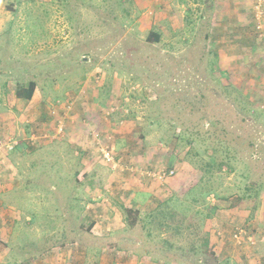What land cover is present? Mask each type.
Instances as JSON below:
<instances>
[{
    "label": "rangeland",
    "instance_id": "obj_1",
    "mask_svg": "<svg viewBox=\"0 0 264 264\" xmlns=\"http://www.w3.org/2000/svg\"><path fill=\"white\" fill-rule=\"evenodd\" d=\"M184 1L0 0V264H68L72 248L111 241L106 225L126 222L120 203L137 207L142 177L156 200L134 236L151 231L178 264H264V23L254 20L264 0H253L248 49L232 58L207 38V12ZM29 81L31 100L17 99ZM213 150L234 171L205 173ZM161 169L174 173L158 181ZM252 181L259 196L239 200ZM131 182L128 196L109 198L107 185ZM85 199L101 208L96 230L80 223ZM104 208L122 214L117 225Z\"/></svg>",
    "mask_w": 264,
    "mask_h": 264
},
{
    "label": "crops",
    "instance_id": "obj_2",
    "mask_svg": "<svg viewBox=\"0 0 264 264\" xmlns=\"http://www.w3.org/2000/svg\"><path fill=\"white\" fill-rule=\"evenodd\" d=\"M185 1L183 0V3ZM186 3V2H185ZM204 3V4H203ZM253 0H189L188 8L191 11H201L204 15V12H207L206 18H207V33H208V39L212 41V44L214 48H216L219 51L228 52V54L224 53L223 58L227 57H240L244 50L248 49V44L251 42V36H250V29L249 27L252 26V4ZM263 23H264V17H263ZM254 26V25H253ZM264 29V24H263ZM249 54L254 53V48H251L249 50ZM246 56V55H245ZM84 164V163H83ZM84 170H87V168L92 170V166L88 163L86 165H83ZM91 166V167H90ZM85 172V171H84ZM79 175V174H78ZM78 178V176L76 177ZM149 179L143 178L141 180L136 181L137 188H134L133 195L130 196L129 202L133 204V202L137 203V207L132 208V206H125V204L120 203V206H122L120 209L123 208H131L133 209L134 213L136 215H133V219L130 220L129 225L128 221L125 219L126 222L123 221L120 225H117V218L119 217L116 213H113V210L106 209L108 212H110L113 215V220L115 224L118 226V229L108 230L110 227V222L106 226H109L108 228H105V238L107 240L112 239L108 242H94L93 244H89V247L84 245L82 246L83 251L79 253L78 256L75 255L74 252H72L73 248L71 249L70 256L67 255V262L70 264L71 262L73 264H178V261L181 256L177 255V250H167L165 245L162 243L152 242V232L146 231V236L141 238L139 236H134V233L136 232V224L138 219L140 217L148 218L149 211L152 210L150 207V204L153 202V200H156L154 196H152V190L150 189L148 185ZM133 182V181H132ZM132 182L129 186L123 185L120 189L115 191H109L110 187L107 185V191L109 192V198L119 201L121 198V195L118 192H123L124 196H128L130 192L133 190L132 188ZM134 183V184H135ZM159 184V183H158ZM17 185V184H16ZM85 188L86 197L89 195L87 194ZM1 193V192H0ZM114 193L115 196H114ZM165 198L168 196L164 194ZM171 196V195H170ZM82 199V197H81ZM74 200L77 202V200H80L74 197ZM89 199L84 200L83 204V219L80 223L86 222V220L89 221V226L92 227V229L96 230V225L99 223V221L96 218V215L93 217H90L94 212H98V209H101L98 207L99 205L96 204L97 208L92 205L91 209L86 204V201ZM164 200V199H163ZM80 204V203H79ZM111 205V204H110ZM111 207V206H110ZM147 208V210H146ZM149 208V210H148ZM75 209H78L79 212L82 211V208L80 206L76 207ZM106 211V212H107ZM138 214V215H137ZM120 217L122 216L121 213H119ZM111 217V216H110ZM119 217V219H120ZM134 218L136 221H133ZM124 219V218H123ZM109 220V219H107ZM122 221V219L120 220ZM148 226H144V230ZM111 228V227H110ZM91 229V230H92ZM90 230V231H91ZM74 230L69 231L68 235L72 238L77 237V232H73ZM104 231H101L99 234H102ZM179 233V232H178ZM95 234H98V232L95 231ZM118 234V235H116ZM151 239V240H148ZM62 243H67L72 246L73 244H76L77 242L71 239L68 236H64ZM58 243L52 242L51 244H47L46 246L37 245V248H32L34 251H45L47 249H53V246H56ZM161 244V245H160ZM26 245V244H25ZM59 245V244H58ZM69 247V246H68ZM92 247H96L95 250L92 251ZM19 248V247H18ZM90 249V250H88ZM168 249H170L168 247ZM33 251V252H34ZM35 255V254H34ZM33 256V255H32ZM192 256V255H190ZM31 257V256H30ZM39 259V258H38ZM38 259H31L32 260H38ZM27 260V259H26ZM18 262H21V264H25L24 261H16L14 264H17ZM43 264H48L46 262H43ZM50 264H58L56 261H52Z\"/></svg>",
    "mask_w": 264,
    "mask_h": 264
},
{
    "label": "trees",
    "instance_id": "obj_3",
    "mask_svg": "<svg viewBox=\"0 0 264 264\" xmlns=\"http://www.w3.org/2000/svg\"><path fill=\"white\" fill-rule=\"evenodd\" d=\"M160 38H161V34L160 33H158L157 31H153V32H150L149 33V36H148V40L150 41V42H154V43H158V42H160ZM215 57H217V55L215 54L214 55ZM217 83H218V81H217ZM36 83H35V81H29L26 85H20V86H18V87H16L15 88V96H16V98L17 99H22V100H26V101H29V100H31V98H32V96H33V94H34V92H35V90H36ZM246 102H248L249 103V101L247 100ZM247 103V104H248ZM249 105H250V103H249ZM250 107H251V105H250ZM252 108V107H251ZM208 151V150H207ZM206 151V152H207ZM214 152L212 153H208V155H209V157H208V161L203 165V168H202V170L205 172V173H210L212 170H214V169H216L218 172H220V171H224V172H228V173H230V172H232V171H234V169H233V167L230 165V163H229V160H230V157H229V155L228 156H226L225 157V159H221V160H219L216 156H215V150H213ZM77 175V174H76ZM75 175V177L74 178H76L77 176ZM202 178V177H201ZM247 178V177H246ZM259 188H264V184H260L259 185ZM259 189H256L255 187H254V182L252 181V182H249L248 184H245V186H244V188L240 191V194L241 195H238V198H239V200H246V199H250V198H252V197H258L259 196ZM208 193H212V191H207L206 193H205V195L206 194H208ZM213 194V193H212ZM215 197H220L219 195H214ZM223 198V197H222ZM172 200H173V198H172ZM214 209H216L215 208V206L213 207ZM124 212H125V215H126V219H127V221H128V225H129V222H130V220H131V218H133V215L135 214L136 215V213H134V211H133V209H131V208H125L124 209ZM168 211L167 210H164V211H162V212H159V215H160V218H158L157 219V223H158V225L160 226V227H163V226H165V223L163 222V220L165 219V217H166V215L167 214H169V213H167ZM138 215V214H137ZM149 219H150V221H149V223H151V221H152V219H153V217H148ZM167 220V219H166ZM133 221H135V220H133ZM91 230L92 229V227L90 226L89 228H88V230ZM237 229V228H236ZM236 231V230H235ZM59 245L57 244V247H58ZM53 247H55V246H53ZM202 247H204L205 249L203 250V252L205 253H208V255L210 256V257H212V258H214V252L211 250V247H210V245H209V240L208 239H204L203 240V244H202ZM52 251V253H54L53 252V250H51ZM36 253V254H35ZM38 251H34V254H33V256H31L30 257V259L31 258H36V257H38ZM30 259L29 260H27V261H30Z\"/></svg>",
    "mask_w": 264,
    "mask_h": 264
},
{
    "label": "built area",
    "instance_id": "obj_4",
    "mask_svg": "<svg viewBox=\"0 0 264 264\" xmlns=\"http://www.w3.org/2000/svg\"><path fill=\"white\" fill-rule=\"evenodd\" d=\"M260 7H261V5L258 6L257 4L254 7V10H255L254 20H255L256 28L258 30H260V28H261V19L263 18V16H262L263 14H262ZM14 146H16V145L14 144ZM11 149H12V147H11ZM107 157H109V155H107ZM173 173H174L173 170L166 171V170L161 169V170L157 171V173L154 176L158 181H164L166 178L172 176Z\"/></svg>",
    "mask_w": 264,
    "mask_h": 264
}]
</instances>
